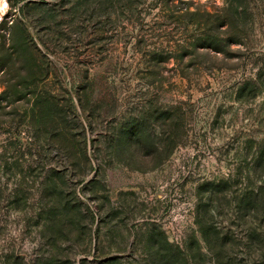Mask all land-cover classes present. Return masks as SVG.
I'll return each instance as SVG.
<instances>
[{
    "label": "rangeland",
    "instance_id": "1",
    "mask_svg": "<svg viewBox=\"0 0 264 264\" xmlns=\"http://www.w3.org/2000/svg\"><path fill=\"white\" fill-rule=\"evenodd\" d=\"M0 264H264V0H0Z\"/></svg>",
    "mask_w": 264,
    "mask_h": 264
},
{
    "label": "bare ground",
    "instance_id": "2",
    "mask_svg": "<svg viewBox=\"0 0 264 264\" xmlns=\"http://www.w3.org/2000/svg\"><path fill=\"white\" fill-rule=\"evenodd\" d=\"M2 6H4V4H1V6H0V10H2Z\"/></svg>",
    "mask_w": 264,
    "mask_h": 264
}]
</instances>
